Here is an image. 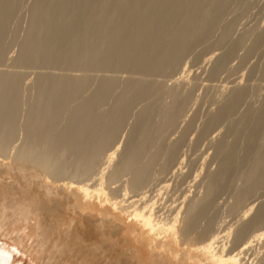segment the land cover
<instances>
[{
	"label": "bare ground",
	"instance_id": "bare-ground-1",
	"mask_svg": "<svg viewBox=\"0 0 264 264\" xmlns=\"http://www.w3.org/2000/svg\"><path fill=\"white\" fill-rule=\"evenodd\" d=\"M23 3L0 0V63L17 40ZM31 3L27 7L28 26L21 28L26 32L17 40L19 52L12 61L13 67L39 71L34 84L29 85L34 94L25 102L26 112L20 94L22 74L18 70L0 71V156L7 153L4 145L7 148L21 127L26 138L18 148L12 147L11 158L17 170L32 172L48 194L47 203L40 206L33 201L12 204L8 207L12 213L28 221L38 212L43 221L44 214L53 212V202L64 212L82 218L93 216L97 235L113 239L108 246L118 249L128 264H150L143 248L150 256L168 258L175 264H264V93L259 98L264 86L244 85L249 84L241 76L245 69L236 64L239 69L233 64L232 70L238 74L225 75L232 59L236 62L240 58L236 54L244 51L239 48L245 40L251 38L252 42L241 52L244 55L238 53L241 63L264 48L263 29L251 28L235 39L231 36L237 20L225 21L231 9L236 5L247 8V2ZM215 31L219 37L210 45L208 40L211 43ZM207 43L205 55L194 56L200 58L197 67L193 61L194 65H186L187 55L193 57L195 48L200 45L202 51L201 45ZM251 66L248 68H255ZM74 70L80 71L79 76L69 73ZM252 72L264 82L263 64ZM124 73L127 76L121 81L118 74ZM189 73L192 82L188 81ZM92 85L94 89L87 95ZM198 87L218 88L223 94L220 100L208 92L213 101L200 126V113L197 116L194 109L200 101L195 95ZM253 92L259 93L256 99ZM250 96L261 99L259 104L254 101L258 106L249 101ZM22 111L25 121L20 124ZM115 155L118 158L114 159ZM224 204L229 209L221 210L230 220L224 215L228 223L220 218L222 223H215L219 222L215 220L220 215L217 210ZM5 212L7 219L10 215ZM75 217L70 216L63 230L66 239L75 232ZM42 221L37 223L40 254L49 240ZM74 234L75 240L83 237L77 239L78 233ZM103 239L80 243L83 250L99 257L96 255L107 248ZM4 254L0 252V264H10V255L6 254L7 258ZM46 261L59 264L60 260L50 257Z\"/></svg>",
	"mask_w": 264,
	"mask_h": 264
},
{
	"label": "rangeland",
	"instance_id": "rangeland-1",
	"mask_svg": "<svg viewBox=\"0 0 264 264\" xmlns=\"http://www.w3.org/2000/svg\"><path fill=\"white\" fill-rule=\"evenodd\" d=\"M251 1V2H250ZM31 2H33V0H24V3H23V5H22V7H24V8H22L21 7V9L19 10V15H18V20H17V40L18 39H20L21 37L23 38V36L25 35L24 34V32H26V31H24L25 30V28H23V29H21L22 27H26L27 28V26H28V22H29V8H27V7H29L32 3ZM245 2H247L246 4H248V5H246V7L247 8H242L241 6H239V5H236V6H238V8H236V6L234 7V9L232 10H230L229 12H228V14H226V16H225V21H231V20H233V19H235V20H237L236 21V27L234 28L235 30H233V33L235 34H233L231 37H239L238 35L239 34H241V33H243L244 34V32H246V31H249V30H251V28H253L254 30H256L257 29V31L260 29L261 31H263L264 30V0H245ZM249 2V3H248ZM252 4V5H251ZM254 5V6H253ZM25 8H26V10H25ZM237 9H238V11H237ZM242 11H241V10ZM234 11V12H233ZM241 15H240V14ZM245 14V15H244ZM21 15V16H20ZM258 16H260V17H258ZM230 17V18H229ZM238 17V18H237ZM28 18V19H27ZM229 18V19H228ZM20 19H22V20H20ZM246 19H247V21H246ZM27 21V22H26ZM245 21V22H244ZM22 23V24H21ZM238 23V24H237ZM255 23V24H254ZM14 25V27L16 26L15 25V23L13 24ZM13 25H12V29L14 28L13 27ZM251 25L253 26V27H251ZM254 25H256V26H254ZM256 27H258V28H256ZM259 27H261V28H259ZM15 29V28H14ZM263 29V30H262ZM218 30V29H217ZM221 29H219V31H220ZM244 30V31H243ZM259 30V31H260ZM219 31H217V32H219ZM216 31H215V34L213 33L212 34V36L210 37V39H211V43H210V40H208L209 41V44L211 45L213 42H214V40H216L218 37H219V35L218 34H220V33H217ZM20 34V35H19ZM238 34V35H237ZM242 34V35H243ZM218 35V36H217ZM19 36V37H18ZM21 36V37H20ZM215 39H214V38ZM236 37H235V39H236ZM21 38V39H22ZM249 38V37H248ZM20 39V40H21ZM212 39H213V42H212ZM234 39V38H233ZM17 40L13 43V44H10V46L8 47V49H7V54L5 55V58H4V61L2 62V63H0L1 64V66H0V71H3L2 69H4V71H12V70H14V71H19L21 74H22V77H23V79H22V91H20L21 93V98H22V110L24 109V111L26 112V107H27V105H26V103H27V101L29 100V98L30 97H32V95L34 94V91H33V88L31 89L30 87H29V85H31V84H34V82L36 81V79H37V74L38 73H36V71L38 70H34L33 68H29V69H24V68H18V67H13V66H15V64H13V62L14 61H12L13 60V58H14V60H15V57H17V55H18V52H19V49H18V47H19V41L17 42ZM251 40V41H250ZM247 43H245L247 46H242L241 48H239L240 50L242 49V48H244V51H243V49L240 51V50H238V51H240V52H237V54H236V56L238 57H240L241 58V56L242 55H244L243 53H241V52H245L246 51V49L245 48H247L250 44H251V42H252V39L251 38H249L248 40H245ZM264 42V41H263ZM249 43V44H248ZM18 44V45H17ZM209 44L207 43V44H204V45H201V48H202V51H201V49H200V45L199 46H197V48H195V50L193 51V52H197V54L195 53V55H194V53L192 52L191 54L193 55V57L192 56H190V55H187V59H184L185 61V63L186 62H188V63H186V65H190L191 63H192V61H193V63L195 64V66L199 63V61H200V58L198 59V60H196V58L195 57H198V55H199V57H200V55H201V57H203L204 55H205V53L207 52V47L209 46ZM262 45H263V47H264V44L262 43ZM261 47V46H260ZM199 48V49H198ZM204 48V49H203ZM262 48V47H261ZM15 49V50H14ZM196 49H198V50H196ZM264 48H262V49H260V48H258L256 51H254V53H252L251 54V57L249 56L248 58H247V63H246V61L244 62V63H241V60H240V58L238 59V58H236V59H238V61L236 60V62H235V58H233L232 60H234V62H230V68H229V65H228V68H227V70L228 71H226V73H225V75L226 76H234V75H231L232 73H237L238 74V69H239V67L241 66L242 67V69H243V67H244V71H242V69L240 68V73H241V71H242V73L243 72H245L244 73V75H246V76H244L243 74L241 75L242 76V79H243V82L244 83H249V84H244L243 82H242V84H244V85H249V87H253L252 85H254V87H255V85H256V87H258V86H264V82H260L259 80V76H258V74H256V72L255 73H253L252 72V69H253V71H254V69L256 68V67H262V64L264 65V52H263V54H262V52L261 51H258V50H263ZM201 51L202 53H200V54H198V51ZM18 51V52H17ZM257 51H258V53H257ZM259 52H260V54L261 55H259ZM238 53L241 55H238ZM255 53H257V56H256V54ZM255 54V55H254ZM8 55V56H7ZM252 55H254V56H252ZM189 56V57H188ZM195 56V57H194ZM235 56V57H236ZM256 56V57H255ZM260 56V57H259ZM7 57V58H6ZM191 58V59H190ZM195 58V59H194ZM251 58V59H250ZM258 58V59H257ZM188 59H190V60H188ZM192 59H194V60H192ZM250 59V60H249ZM257 59V60H256ZM263 59V60H262ZM187 60V61H186ZM231 60V61H232ZM250 62H249V61ZM190 62V63H189ZM256 62V63H255ZM192 63V64H193ZM232 63V64H231ZM5 64V65H4ZM192 64H191V66H192ZM193 64V65H194ZM234 64V67L237 69H234V72H233V70H232V65ZM238 65V66H236V65ZM246 64V65H245ZM248 64V65H247ZM6 65H8V66H6ZM244 65V66H243ZM255 66V68H253L252 66ZM195 66H194V68H195ZM252 67V68H248V67ZM197 67V66H196ZM247 67V68H246ZM193 68V69H194ZM207 68H209V65L207 66ZM230 69V70H229ZM26 70V71H25ZM31 70H32V72H31ZM232 70V71H231ZM17 71V72H18ZM39 71V70H38ZM74 71H76V73L74 72ZM73 72L71 71V72H69V73H72L71 75H73V76H76L77 74H79V72L77 71V70H74ZM248 71V72H247ZM54 72H57L56 70L54 71ZM230 74H229V73ZM232 72V73H231ZM24 73V74H23ZM123 74V73H122ZM122 74H121V76H120V74H118V76L121 78H119L121 81H123L125 78H126V76H125V73H124V76H122ZM252 74L254 75V74H256V76H255V78L252 76ZM81 75V74H80ZM189 75L190 76H192L193 77V75H192V73L190 74H188V81H190L191 79H192V77H191V79H190V77H189ZM252 76V77H248V76ZM77 76H79V75H77ZM243 76H244V78H246V79H244L243 78ZM123 77H125V78H123ZM225 77V76H224ZM254 79H259L258 81L257 80H254ZM251 80V81H250ZM252 83V81H254L252 84L250 83V82ZM96 82L97 81H95L94 83H95V85H96ZM190 82H192V80L190 81ZM260 82V83H259ZM255 83V84H254ZM250 84H251V86H250ZM33 86V85H32ZM261 86V87H262ZM27 88V89H26ZM30 88V89H29ZM92 88V89H91ZM91 88H90V90H88V91H86V94L88 93V94H90V92L94 89V87H93V85L91 86ZM202 87H198L197 89H196V91L195 92H199V91H201L198 95H197V93H195V95H196V98H197V100H200V101H197L196 102V104L194 105V109H196L195 111H197L196 113H197V116H198V113H200L199 114V116H201V117H197L198 118V120H200V121H197L198 123L197 124H199L198 126H200L201 125V121L202 120H204V118H205V116H206V112H207V107H209V105L212 103V101H213V99H215L216 97H217V95L219 96V97H217L216 99H220L221 100V97H222V95L223 94H219V91H221V90H218V88H215L214 89V87H211L212 88V90H211V88H209V89H206V88H203V90L201 89ZM260 89V88H259ZM204 90H207V91H204ZM213 90H214V92H213ZM261 90V89H260ZM259 90V91H260ZM210 91H212L211 93H212V95H211V97L213 98V99H211L210 98ZM259 91H257V92H259ZM209 92V93H208ZM218 92V93H217ZM223 92V91H222ZM222 92H220V93H222ZM261 92V95H260V97L259 98H263V95H262V93H264V91L263 90H261L260 91ZM31 93V94H30ZM224 93V92H223ZM87 94V95H88ZM207 94L209 95V96H207ZM225 94V93H224ZM259 93H255L254 94V92L252 93V96H253V99H256L255 98V96H259L258 95ZM252 96H250L249 97V101L251 102V100H252ZM262 96V97H261ZM200 97V98H199ZM209 97V98H208ZM199 98V99H198ZM258 98V99H259ZM258 99H257V101L256 100H252V102L251 103H253L254 101H256V103H258ZM261 99H259V103H260V100ZM204 100V101H203ZM203 101V102H202ZM26 102V103H25ZM199 102H201L200 104H197V103H199ZM206 103H208V106H207V104ZM258 103V104H259ZM204 104V105H203ZM258 104H255V102L253 103V105L254 106H258ZM203 106V107H202ZM201 107V110H203L202 108H206L205 110L206 111H204V113L202 112V111H199L200 109H198V108H200ZM198 109V110H197ZM135 110V112L137 111L136 109H134ZM24 111H22L21 112V117H20V124H22V123H24V121H25V118H24V116H25V112ZM205 115V116H204ZM202 116H203V118H202ZM202 118V119H201ZM133 119V118H132ZM131 119V121H130V119H129V123L131 124L132 123V120ZM128 127H129V125H128ZM24 130L21 128V127H19V129H17V131H16V133H15V137L13 138V140L11 141V142H9L8 143V145H7V148L5 147V145H4V147H3V149L5 148V152H7V153H4L2 156H0V201H2L1 203H0V224H1V226H2V229H1V226H0V252H4L5 254H4V256H6L7 257V255L6 254H8V255H10V257H9V262H10V264H47V261L46 260H48V258H50V257H56L57 258V260H60V261H57V262H59V264H83V262H84V264H128V263H126V262H124L125 261V258H124V256H121V258H120V251L118 250V249H113L111 246H108L109 245V243L113 240H111L110 238H107L106 240H104L103 238H100L99 237V235H97V232H98V234H99V231L97 230V221L95 220L96 218L95 217H93V216H85L84 218H82V217H80V216H77V215H73L70 211H68V210H65V212H64V209H62L61 207L60 208H58L57 206H54L55 204L53 203V202H51V208H53V212L51 213V215L50 214H44V216L45 217H43L44 218V220L42 221V217H38V216H40L39 215V213L38 212H36L35 214L37 215H30V217H29V220L28 221H26L25 220V218L24 217H19V216H17V215H15V214H13L12 213V211H11V209H9L8 207H10V206H12V204H17L18 203V201H19V203L18 204H21V202H22V204L24 205V203H23V201L24 202H27V203H30L31 201H33L37 206H40V205H42V204H44V203H47V194H48V190H47V188L45 187V185L44 184H39L38 182H39V180L38 179H36V177H35V175L32 173V172H30L29 170V172L27 171V170H23L22 169V171H20L21 169H19V170H17L16 169V167H17V165L15 166V164H14V162H13V159L14 158H11V156L12 155H14L13 154V152H14V149H15V147L17 146V148H18V146L20 145H22L23 143H24V141H25V138H26V135H24ZM24 136H25V138H24ZM23 139H24V141H23ZM23 141V142H22ZM14 143V144H13ZM17 143V144H16ZM14 145V146H13ZM12 147L14 148V149H12ZM8 150V151H7ZM10 153V154H9ZM3 156H4V158H3ZM9 156V157H8ZM116 158H118V155H115V158L114 159H116ZM10 159V160H9ZM113 159V160H114ZM10 161V162H9ZM100 161H101V164H102V161H103V159L101 160L100 159ZM105 161V160H104ZM104 161H103V163H104ZM12 163V164H11ZM100 163L98 162V164L97 165H99ZM11 165V166H10ZM102 166H103V164H102ZM101 166V167H102ZM104 166H106V165H104ZM103 166V167H104ZM98 167V166H97ZM100 166H99V168H101ZM99 170V169H98ZM20 171V172H19ZM25 171V172H24ZM32 175V176H31ZM33 175H34V177H33ZM240 183V182H239ZM241 184V183H240ZM239 184V185H240ZM238 185V184H237ZM264 192V191H263ZM35 195V196H34ZM31 196H33V197H31ZM233 198L231 197V199L229 198V201H231V202H229L228 201V198H227V203H229L227 206H229L230 207V204H232L233 203V200H232ZM11 200H13L14 201V203H12V201ZM36 202H35V201ZM46 200V201H45ZM10 201V202H9ZM30 201V202H29ZM6 203V204H4V203ZM11 203V205L9 204V203ZM27 203H25L26 205H27ZM7 204H9V205H7ZM3 205V206H2ZM5 205V206H4ZM223 205V204H222ZM221 205V206H222ZM225 205V204H224ZM219 206L220 207V210H221V208H222V210H224V209H226V208H228L229 209V207H226V205L225 206ZM218 207V208H219ZM225 207V208H224ZM58 209H60V210H58ZM58 210V211H57ZM220 210L218 209L217 210V212L220 214V215H217L216 216V218H215V220H217V221H219V219L218 218H220L222 221H224L225 219L224 218H226L225 216H227L228 214H224V212H226V211H222L221 210V212H220ZM227 210V209H226ZM2 211H6L5 213H7L8 214V216L7 217H9V215H10V217L9 218H7V219H5L4 218V216H6V214L4 215L3 213H2ZM59 211H62L63 213H64V215H63V213L62 212H59ZM67 211V212H66ZM229 211V210H228ZM10 212V213H9ZM223 212V213H222ZM61 213V214H60ZM80 213V212H79ZM217 213V214H218ZM223 215H222V214ZM227 213H229V212H227ZM71 214V215H70ZM49 215H50V217H52V219L51 218H49ZM67 215V216H66ZM95 215V214H94ZM224 216L223 217V219L221 218L222 216ZM55 216V217H54ZM65 216H66V218H65ZM70 216H71V218H72V216H73V218L75 217V216H77V218L75 217V221H76V226H75V228H74V230L73 231H75V232H77L78 233V236L76 235V237H77V239L78 238H80V236H83V237H81V238H83V239H79V240H75V239H73V238H75V232H72L71 233V235H70V237L69 238H65V237H67L66 235H62V234H64L63 232H65V231H63L65 228H66V226L70 223V221H71V219H70ZM221 216V217H220ZM14 217V218H13ZM68 217V218H67ZM16 218V219H15ZM20 218V219H19ZM60 218V219H59ZM80 218V219H79ZM12 219H13V222H12ZM62 219V220H61ZM64 219H68V220H65V222H64ZM81 219H83V220H81ZM85 219V220H84ZM227 219H229L230 220V216H227ZM226 219V222L225 223H228L227 220ZM8 220V221H7ZM16 220V221H15ZM18 220V221H17ZM42 221V223H43V225L44 226H47V229L45 230V231H47V233H45V236H46V238H48L49 240H52L51 238H53V243H52V241H47L48 243L46 244V246L43 248V253L42 254H40L39 253V244H40V242H37V233L38 232H40V230H39V225L37 226V223H39L40 221ZM50 220H52L53 221V224L50 226L49 225V223H50ZM58 220H59V222H58ZM87 220V221H86ZM220 220V221H221ZM56 221V222H55ZM220 221L219 222H216L215 221V223H220ZM222 221H221V223H222ZM11 222V223H10ZM69 222V223H68ZM204 222V221H203ZM202 222V223H203ZM56 223V224H55ZM59 225H58V224ZM67 223V224H66ZM86 223H88V224H86ZM65 224V225H64ZM80 224V225H79ZM86 224V225H85ZM55 225L57 226V228L55 227ZM61 225V226H60ZM203 225H204V223H203ZM55 227V229H54V227ZM59 226V227H58ZM64 226V227H63ZM82 226H84L83 228H82ZM87 226V227H86ZM94 226V227H93ZM96 227V228H95ZM62 228V229H61ZM57 229H59L58 230V233H57ZM76 229V230H75ZM56 230V231H55ZM62 230V231H61ZM109 230H111L112 232H114L115 230L113 229V228H111V229H109ZM108 230V231H109ZM61 231V232H60ZM8 232V233H7ZM52 232V233H51ZM60 232V233H59ZM94 233H96V234H94ZM47 234V235H46ZM54 234V235H53ZM59 234V235H58ZM20 235H21V237H20ZM61 235V237L60 238H58L59 236ZM95 235H97V236H95ZM52 236V237H51ZM54 236V237H53ZM86 236H87V238H90L89 240L88 239H86ZM89 236V237H88ZM51 237V238H50ZM64 237V238H63ZM73 237V238H72ZM95 237L97 238V239H95ZM61 239V240H56V239ZM70 238H71V240H70ZM85 238V239H84ZM22 239H23V241H22ZM55 239V240H54ZM75 241H73V240ZM92 239V240H91ZM102 240L103 239V242L107 245V248H106V250H105V252H103V253H100V254H97L96 256H99V257H93L91 254H90V252L89 251H87V249H84L83 250V247L81 246L82 244L80 243V242H82L83 244H84V242L85 243H93V241H94V243L98 240V241H100V240ZM96 240V241H95ZM65 241V242H64ZM58 242H60L61 243V246L60 245H58V244H60V243H58ZM73 242V243H72ZM121 242H123V241H120V245L122 244ZM37 243V244H36ZM58 243V244H57ZM77 243V245L76 246H74L75 244ZM48 244H50V246L52 245V244H54V245H52L51 247L48 245ZM79 244H80V246H79ZM47 246H49V247H47ZM54 246H56V247H54ZM74 247V250H75V252L74 251H72V249H73V247ZM65 247V248H64ZM70 247L72 248V249H70ZM78 249H77V248ZM55 248V249H54ZM81 248V249H80ZM144 250H143V252H144V254H145V257H146V259L148 258V257H150V258H148V260H149V263L150 264H175L173 261H171V260H169L168 258H162V257H159V256H157V255H155V254H153V255H151L150 256V254L147 252V251H149V250H146V248H143ZM82 250V251H81ZM117 250V251H116ZM63 251H65V252H63ZM119 251V252H118ZM93 254V253H92ZM103 254V255H102ZM82 255V256H81ZM85 256V258L84 259H82L83 257ZM101 256V257H100ZM8 258V257H7ZM6 258V259H7ZM60 258V259H59ZM94 258V259H93ZM124 259V261H122L123 259ZM92 259V260H91Z\"/></svg>",
	"mask_w": 264,
	"mask_h": 264
}]
</instances>
